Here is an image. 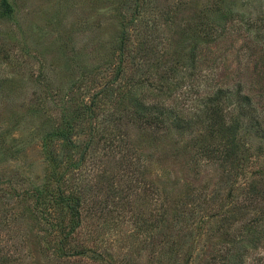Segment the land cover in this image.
<instances>
[{
    "label": "rangeland",
    "instance_id": "rangeland-1",
    "mask_svg": "<svg viewBox=\"0 0 264 264\" xmlns=\"http://www.w3.org/2000/svg\"><path fill=\"white\" fill-rule=\"evenodd\" d=\"M9 1L0 264H264V0Z\"/></svg>",
    "mask_w": 264,
    "mask_h": 264
},
{
    "label": "trees",
    "instance_id": "trees-1",
    "mask_svg": "<svg viewBox=\"0 0 264 264\" xmlns=\"http://www.w3.org/2000/svg\"><path fill=\"white\" fill-rule=\"evenodd\" d=\"M12 12V6L9 0H0V15L3 17H9ZM228 95H232V102L234 106H237V108L242 112V107H249L251 106V101L248 95H242L240 91V87L236 90L235 93L227 92L222 89H217L215 91V94L208 97L206 99V102H204L202 112L205 114V116H208L207 119L210 120V125L212 126V133L220 132L221 135L225 138V143L222 145V148L219 147L218 149H210V147H206L205 150L211 151L215 150L218 151L221 158L224 160V162H231L233 164L234 155L239 152V144L236 142L235 139H237L236 133L238 132V128L240 126V121L235 120H226L225 114L223 112V107H221L220 102H224L226 98H228ZM223 100V101H222ZM242 106V107H241ZM161 114V113H159ZM153 119V117H152ZM60 133L57 134V136H61L65 138V136H68L67 130H60ZM71 198V196H68ZM65 200V199H64ZM69 198H66V202H70ZM72 204L74 207V210L78 211V204L75 199H72ZM241 264V263H240Z\"/></svg>",
    "mask_w": 264,
    "mask_h": 264
}]
</instances>
